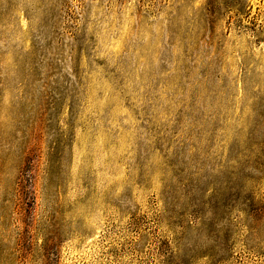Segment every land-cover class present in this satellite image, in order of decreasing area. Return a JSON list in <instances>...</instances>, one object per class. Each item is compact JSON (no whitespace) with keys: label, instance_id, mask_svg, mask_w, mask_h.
<instances>
[{"label":"rangeland","instance_id":"1","mask_svg":"<svg viewBox=\"0 0 264 264\" xmlns=\"http://www.w3.org/2000/svg\"><path fill=\"white\" fill-rule=\"evenodd\" d=\"M0 264H264V0H0Z\"/></svg>","mask_w":264,"mask_h":264}]
</instances>
